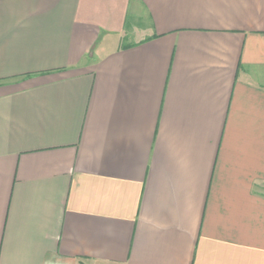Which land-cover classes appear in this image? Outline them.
Here are the masks:
<instances>
[{
	"label": "crops",
	"instance_id": "crops-1",
	"mask_svg": "<svg viewBox=\"0 0 264 264\" xmlns=\"http://www.w3.org/2000/svg\"><path fill=\"white\" fill-rule=\"evenodd\" d=\"M0 264H264V0H0Z\"/></svg>",
	"mask_w": 264,
	"mask_h": 264
}]
</instances>
